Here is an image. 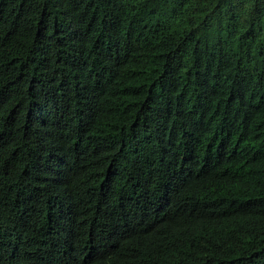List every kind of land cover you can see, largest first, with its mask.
I'll list each match as a JSON object with an SVG mask.
<instances>
[{"label":"trees","instance_id":"obj_1","mask_svg":"<svg viewBox=\"0 0 264 264\" xmlns=\"http://www.w3.org/2000/svg\"><path fill=\"white\" fill-rule=\"evenodd\" d=\"M0 264H264V0H0Z\"/></svg>","mask_w":264,"mask_h":264}]
</instances>
